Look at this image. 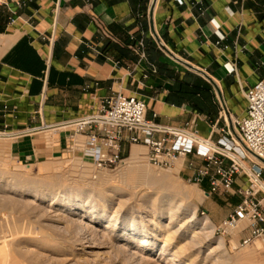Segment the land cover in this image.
<instances>
[{
	"label": "crops",
	"instance_id": "crops-1",
	"mask_svg": "<svg viewBox=\"0 0 264 264\" xmlns=\"http://www.w3.org/2000/svg\"><path fill=\"white\" fill-rule=\"evenodd\" d=\"M153 1L13 0L0 6V134L18 164L44 168L87 151V137L63 126L94 115L102 101L119 94L144 100L148 121L158 126L194 121L204 140L218 144L228 137L232 119L246 115L245 94L264 80V0H159L154 25ZM153 26L177 58L213 79L224 103L208 79L160 47ZM141 43L146 60L138 53ZM129 137L125 132L124 157L147 149L132 146ZM205 165L196 155L176 162L188 179ZM199 187L209 192V179ZM245 187L240 177L232 190L237 195L206 196L209 217L226 220ZM214 199L232 203L225 212Z\"/></svg>",
	"mask_w": 264,
	"mask_h": 264
},
{
	"label": "bare ground",
	"instance_id": "bare-ground-1",
	"mask_svg": "<svg viewBox=\"0 0 264 264\" xmlns=\"http://www.w3.org/2000/svg\"><path fill=\"white\" fill-rule=\"evenodd\" d=\"M0 140H5L1 134ZM82 151L83 154L79 155L76 164L84 161L87 166H84L80 176L73 177L71 182L72 184L84 183L85 186H88L86 188L74 189L66 184L67 180L61 178L60 181L62 182L58 184V180L53 177L40 184L38 183L40 180L37 181L29 177L27 186H24L25 184L20 185L24 177L21 176L23 174H18L9 183H5L2 178L0 179V194L5 190H9L11 194L27 192L41 202L49 200V206L39 204L34 207L31 201L25 202L29 210L26 213L39 212L43 217H47L48 220L53 222H67V219L71 222H69L70 224L76 226L77 231L75 229L76 234L74 232L75 239L73 238V240H75L77 246L82 248V253L87 256L85 259L78 258L77 263H83L90 257L109 256L108 262L111 264H147L148 258L146 260L142 256L144 254L150 256L157 248L159 240L163 242V247L159 249L160 257H165L170 264H177L184 260L186 264L233 263L234 259L222 254V251H225L224 239L219 240L218 247L206 255L204 262L200 260L202 249L210 246L213 241V232L210 231L212 229L211 220L209 217L199 220L197 208L190 202V198L196 197L194 193L174 187L172 176L165 175V173L160 175L157 173L158 171H154L146 165L142 157L145 150L136 149V152L132 154L128 168L123 173L124 188H97L93 176V173L97 172V168L91 165L90 159L84 155L83 149ZM251 157L256 161L254 155H251ZM43 169L46 170L45 166ZM47 170H51L50 165H48ZM13 175L15 174L13 173ZM54 189L57 192H48ZM134 200L137 205L126 210L129 201ZM3 201L9 204L15 202L12 195L11 197L0 195V202ZM15 204L17 206L18 203L15 202ZM111 211H113L112 218L109 215ZM125 213L126 216L122 217V214ZM166 215L169 220L167 225L162 223V218ZM150 217H153V219L148 223ZM86 218L90 220V224L94 221H107L105 229L109 232V242L103 243L100 241L102 236L100 237L98 231H95L97 229L94 230L89 223L84 221ZM176 227L178 228L176 229ZM117 230H120L121 233L114 235ZM190 235L192 237L189 244L182 246V242L188 239ZM263 243L264 240L257 242L255 247L257 253L263 250ZM1 246L0 243V248ZM106 249L107 252H104L103 250ZM250 253L241 254L236 258V263H252L254 256ZM122 256L126 258L122 259Z\"/></svg>",
	"mask_w": 264,
	"mask_h": 264
},
{
	"label": "built area",
	"instance_id": "built-area-1",
	"mask_svg": "<svg viewBox=\"0 0 264 264\" xmlns=\"http://www.w3.org/2000/svg\"><path fill=\"white\" fill-rule=\"evenodd\" d=\"M10 1L13 0H0V6ZM222 41L219 40L217 45ZM138 53L141 60L147 59L143 43ZM245 97L246 115L232 119V129L229 127L226 131L228 137L218 144L202 140L194 129V121L183 128H165L148 121L146 102L122 94L102 101L94 115L63 127L73 128L76 135L87 137L89 149L84 155L99 170L117 169L126 164L128 158L122 154V144L124 133L128 132L130 144L147 148L149 162L158 169L171 170L179 159L190 155L202 158L206 165L190 177L189 182L201 186L209 179L210 190L206 196L230 193L236 180L245 178L246 187L240 190L241 203L217 232L231 235L241 230L240 234L244 235L241 245L246 247L257 239H264V164L257 158L264 160V80L251 88ZM155 134L164 136L155 139ZM193 166L190 163V167Z\"/></svg>",
	"mask_w": 264,
	"mask_h": 264
},
{
	"label": "rangeland",
	"instance_id": "rangeland-1",
	"mask_svg": "<svg viewBox=\"0 0 264 264\" xmlns=\"http://www.w3.org/2000/svg\"><path fill=\"white\" fill-rule=\"evenodd\" d=\"M147 153H148V150L145 149L144 155L142 156L145 160L146 165L152 168V170L158 171L157 173L160 175L165 173V175L168 174V176H172L174 178L172 182V185L174 187L186 190L192 194L194 193L196 197L190 198L191 201L190 200L189 201L194 206H196L197 216L199 220H203L206 217H209L207 210H206L208 203H210V201L206 199L205 192L207 191L197 186L195 183L189 182V179L185 177L183 174H180V171L178 173L177 166H175V168L171 170H161V169L154 167L149 162ZM80 154H83V151L81 150L76 151L75 157L70 155L63 159L47 161L44 165L46 169L45 170L46 172H45L42 167L43 164L29 165V166L18 164L11 157L8 141L0 140V179L2 178L5 183L7 182L9 183V181L15 178L18 174L19 175L23 174L21 176H24V177L22 178L20 185L25 184L24 186H27L29 184L28 183L29 177L32 179H36L37 181L40 180L38 181L39 184L45 182L48 178L53 177L58 180V184L62 182L60 181L61 179H65L67 180L66 184L68 186H72L74 189H83L88 186H85L86 184L84 185V183H80V182H79L80 184L79 183L72 184L71 182L73 177L80 176V173L82 172V168H84V166L85 167L87 166L84 161L79 162V164H76L77 159ZM128 159L124 166L117 168V169H106V170L97 169V172L93 173L96 187L97 188H111V187H121V188L123 187L124 188L123 173L125 172L126 168H128L130 157H128ZM89 161L92 163L90 164L94 166L93 162L91 160ZM48 165L51 166L50 171L47 170ZM13 173L15 175H13ZM54 191L57 192L56 189L50 190L48 192L55 193ZM219 194H223L227 199L231 195H237L238 192H233V191H231L230 193L220 192ZM0 195H5L7 197H11L12 195L15 202L18 203L16 206L15 202H13L12 204L11 203L9 204L5 201L0 202V243L2 244L0 248V264H111L108 262L109 256H101L97 258L90 257V258H87V261L83 263L82 262L77 263L76 260L78 258L85 259L87 256L82 253L81 251L82 248L77 246L76 243L74 242L75 240H73L76 234L75 229L77 231L76 226L74 227L73 224H70L71 222L68 221L67 219H66L67 222H64V221L63 222H53V221L48 220L47 217H43V215L40 214L39 212H34V213L27 212L26 213V211H29L26 205L27 202L31 201L34 207L36 205L38 206L39 204L41 205L43 204L44 206H49L50 205L49 200L45 202H41L40 200L33 198L27 192H23V193L18 192L15 194H11L9 190L2 191ZM199 200H202V201H199ZM215 202L216 201L214 199V203ZM231 203H232L231 201H227L226 203H223L221 200H219L218 202H216V205L219 207V209L221 208L223 209V211L226 212L227 211L226 208ZM134 205L135 206L137 205V202L135 200L129 201L128 205L126 206V210H128L130 207ZM113 208L115 209V207ZM56 209H59V208H56ZM109 215L112 218L113 211H111ZM124 216H126V213L122 214V217ZM152 219L153 217L148 218V223L151 222ZM210 220L212 223V229L210 231L213 232V235H212L213 241L210 243V246L202 249L200 260L204 262L206 255H208L212 250L218 247L217 243L219 242V240L224 239L225 241L224 250L225 251H222V254H226L231 259H234L233 260L234 264H241V263H236L235 261L237 260L236 258L241 256V254L243 255L246 253H250L251 251L252 252L250 254L254 256L255 261L253 260V262L249 264H264V243H263V250L257 253L255 249L257 242L264 240V239H257L252 245L243 247L241 245L242 244L241 242L244 238V235L240 234L241 230H237V232L235 231L231 233V235H223L222 233L217 232V228L225 220H223V222L221 220L220 223L215 222L211 218ZM84 221L86 223L90 222L88 218L84 219ZM168 222H169L168 216L166 215L165 217L162 218V223L167 225ZM67 223L70 225V227ZM106 225H107V221H101V222L94 221V222H91L90 224V227H93L94 230L97 229L95 231L96 232L98 231L100 237L102 236L101 237L102 239H100V241H102L103 243L104 242L107 243L110 240L109 232L105 229ZM177 228L178 227H176V229ZM116 233H121V231L117 230L114 233V235H116ZM191 237L192 236L190 235V237L186 239L185 241H183L181 245L186 246V244H189ZM161 247H163V242L162 240H159L157 244V248L152 252L150 256L145 255V254L142 256L143 258H146V260L148 258L147 264L149 263L151 264L153 263L154 264H170V262L167 259H165V257H160L159 249H161ZM103 251L107 252V249ZM254 253H257V254H254ZM122 257H123L122 259H124L125 256H122ZM185 262L186 261L184 260L183 262L181 261V262H178L177 264H186ZM245 264H248V263H245Z\"/></svg>",
	"mask_w": 264,
	"mask_h": 264
},
{
	"label": "water",
	"instance_id": "water-1",
	"mask_svg": "<svg viewBox=\"0 0 264 264\" xmlns=\"http://www.w3.org/2000/svg\"><path fill=\"white\" fill-rule=\"evenodd\" d=\"M158 1L159 0H154L153 1V5H152V8H151V13H150V16H151V19L153 21V25H154V12H155V9H156V6L158 4ZM152 32L157 40V42L159 43L160 47L171 57L173 58L175 61H177L178 63L186 66L187 68H189L190 70H193L201 75H203L206 79H208L213 85L214 87L216 88L218 94H219V97L221 98L222 102L224 103V99H223V96H222V93L220 91V89L218 88V86L216 85V83L213 81V79L207 74L205 73L204 71H201L199 69H196L195 67L191 66L190 64L182 61L181 59L177 58L161 41L160 37L158 36L156 30H155V27L153 26L152 28ZM263 164H264V160L257 157Z\"/></svg>",
	"mask_w": 264,
	"mask_h": 264
}]
</instances>
